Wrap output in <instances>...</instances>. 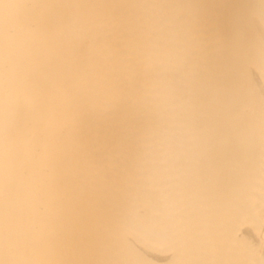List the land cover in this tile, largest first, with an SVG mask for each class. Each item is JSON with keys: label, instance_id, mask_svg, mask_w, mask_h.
<instances>
[{"label": "bare ground", "instance_id": "obj_1", "mask_svg": "<svg viewBox=\"0 0 264 264\" xmlns=\"http://www.w3.org/2000/svg\"><path fill=\"white\" fill-rule=\"evenodd\" d=\"M0 264H264V0H0Z\"/></svg>", "mask_w": 264, "mask_h": 264}]
</instances>
